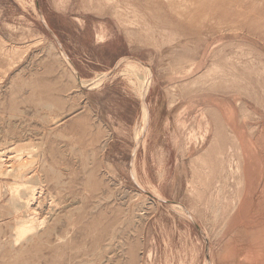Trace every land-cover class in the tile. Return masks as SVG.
<instances>
[{
    "label": "rangeland",
    "instance_id": "1",
    "mask_svg": "<svg viewBox=\"0 0 264 264\" xmlns=\"http://www.w3.org/2000/svg\"><path fill=\"white\" fill-rule=\"evenodd\" d=\"M167 1L0 0V264H264V0Z\"/></svg>",
    "mask_w": 264,
    "mask_h": 264
},
{
    "label": "bare ground",
    "instance_id": "2",
    "mask_svg": "<svg viewBox=\"0 0 264 264\" xmlns=\"http://www.w3.org/2000/svg\"><path fill=\"white\" fill-rule=\"evenodd\" d=\"M167 1V0H166ZM170 0H168L167 2H169ZM259 1V0H258ZM122 2V1H121ZM128 2V1H127ZM259 2H261V1H259ZM162 4V3H161ZM114 5V4H113ZM119 5V4H118ZM123 5V4H122ZM171 5V4H170ZM128 6H129V4H128ZM164 7V6H163ZM133 7H131V9H132ZM161 8V7H160ZM117 9V8H116ZM134 10H135V8H134ZM116 11H118V10H116ZM130 11V10H129ZM136 11V10H135ZM120 12V11H119ZM133 12V11H132ZM137 12V11H136ZM160 12V11H159ZM120 14V13H119ZM125 14V13H124ZM180 17V16H179ZM175 18V17H174ZM184 27V26H183ZM159 28V27H158ZM179 28H181L180 26H179ZM206 31V30H205ZM197 33H199V32H197ZM208 35V34H207ZM2 158V157H1ZM14 160V159H13ZM42 165V164H41ZM19 169V168H18ZM17 169V170H18ZM21 170V169H20ZM12 172V171H11ZM10 171L8 172V175L11 173ZM18 173V172H17ZM17 176V175H16ZM20 176V175H19ZM137 177V176H136ZM21 178V177H20ZM139 182V181H138ZM180 207V206H179ZM17 208V207H16ZM182 208V207H181ZM183 209V208H182ZM19 210V209H18ZM184 210V209H183ZM16 215H18V213H16ZM20 215V214H19ZM18 215V218H20V216ZM22 216H23V214H22ZM44 218V217H43ZM22 219V218H21ZM46 221L43 219L42 220V223H41V225H43V227L45 228V226H44V224H46L45 223ZM24 223H26V224H28V222H24ZM19 224H21V222L19 223ZM39 225H40V223H39ZM27 228H30V230L32 229H34V225H32V226H28ZM41 228H42V226H41ZM51 228V227H50ZM45 232H46V230H45ZM45 232H44V234H45ZM50 233V232H49ZM49 235V234H48ZM48 235H46V236H48ZM40 236V235H39ZM45 236V235H44ZM43 236V237H44ZM43 237H41V238H43ZM61 240V239H60ZM17 244H19V243H17Z\"/></svg>",
    "mask_w": 264,
    "mask_h": 264
}]
</instances>
